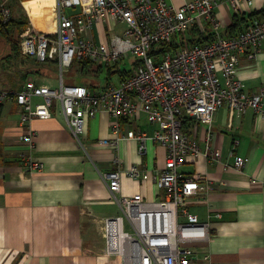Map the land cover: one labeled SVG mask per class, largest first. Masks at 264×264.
<instances>
[{
	"label": "built area",
	"instance_id": "obj_1",
	"mask_svg": "<svg viewBox=\"0 0 264 264\" xmlns=\"http://www.w3.org/2000/svg\"><path fill=\"white\" fill-rule=\"evenodd\" d=\"M229 1L238 12L245 0ZM214 7L213 0H55L52 32L30 22L18 35L21 58L37 64L53 62L59 70L56 87L28 79L17 90L0 88V110L8 101L17 106L24 129L20 139L30 150L36 137L31 122L50 119L56 107L79 143L86 121L105 112L113 120L111 137L99 140L100 145L116 150L119 142L133 141L139 155L145 153L147 141L165 149L163 167L155 174L136 165L121 170L117 158L115 169L101 174L111 200L120 208L119 215L103 220L105 255L118 256L122 264H195L189 245L208 241L212 220L221 215L212 213L201 221L190 212V198L203 191L205 178L185 176L178 169L187 157L220 160L210 145L218 109L262 112L264 90L247 94L236 72L242 56L252 60L258 52L264 20L248 19L235 35L225 36ZM11 19L9 7L1 2L0 20L5 24ZM108 20L123 26L117 34ZM97 24L102 28L100 41L94 36ZM129 59L133 63L125 69L129 75L123 81L93 88L64 83L63 71L79 61L114 71ZM141 116L154 127L151 134L123 133L122 122L134 124ZM188 121L208 128L202 152L185 131ZM246 161L235 156L232 168L241 170ZM22 166L29 173L42 169L29 158ZM123 177L151 181L163 196L147 201L140 194L120 195Z\"/></svg>",
	"mask_w": 264,
	"mask_h": 264
},
{
	"label": "crops",
	"instance_id": "obj_2",
	"mask_svg": "<svg viewBox=\"0 0 264 264\" xmlns=\"http://www.w3.org/2000/svg\"><path fill=\"white\" fill-rule=\"evenodd\" d=\"M213 1L215 19L225 36L240 31L231 27L233 17L245 20L264 13V0H245L238 12L229 0ZM107 25L115 32L120 24L108 20ZM94 31L95 40L100 41L102 28L97 24ZM236 77L247 94L264 90V40L254 59L240 58ZM99 80L94 87L100 86ZM112 121L105 112L88 119L79 143L56 107L50 119L31 122L36 137L30 150L20 139L24 129L19 125V109L11 101L2 106L0 264H108L115 257L105 255L102 226L105 218L119 215L120 208L111 200L101 174L115 169V158L121 170L136 165L155 174L163 167L165 149L147 141L145 153L139 155L133 141L119 142L116 150L100 145L99 140L111 137ZM188 122V136L202 152L208 128ZM129 130L151 134L154 127L142 117L134 124L122 122L123 133ZM210 133L211 148L220 153V160L187 157L178 169L185 176L205 178L203 191L190 198V212L201 221L212 213L221 215L212 220L208 241L189 245L193 261L264 264V102L262 112L248 108L238 114L227 107L218 109ZM235 156L247 160L241 170L232 168ZM27 158L42 169L24 170L22 163ZM135 194L147 201L163 196L151 181L123 177L120 195Z\"/></svg>",
	"mask_w": 264,
	"mask_h": 264
},
{
	"label": "rangeland",
	"instance_id": "obj_3",
	"mask_svg": "<svg viewBox=\"0 0 264 264\" xmlns=\"http://www.w3.org/2000/svg\"><path fill=\"white\" fill-rule=\"evenodd\" d=\"M36 0H0V3H5L7 8L9 7L11 11V24L15 22H21L18 25V28L15 29V39L16 34L22 32L26 29L29 23L33 22L35 28H38L40 25H44L47 31L52 32L55 24V0H39L36 2H32ZM31 2V3H29ZM48 10V11H47ZM10 24V25H11ZM122 25L117 26L116 31L114 33H118ZM14 28V27H13ZM94 33H96L94 31ZM97 41V37H96ZM10 53V45L6 43L4 40L0 39V60L6 57ZM17 62H12L10 64H6L3 66L0 65V88L1 89H9L16 90L23 84L22 80L23 75L28 74V79L36 80V82L40 85H48L50 87H56L58 78V68L56 65L53 67L50 64H46L43 67H39L34 65L29 60H24L20 56L17 59ZM17 63V64H16ZM125 62H121L119 65L120 70L122 69H130L133 63V59H129ZM74 65V64H73ZM52 71V73H51ZM101 76L99 80L100 86L104 85V80ZM26 78V80H28ZM63 79L65 84L78 83V84H96L97 82L91 78V74H82L79 70L73 66L70 69H66L63 71ZM25 80V81H26ZM113 82L116 81V76L111 78ZM185 131L189 132L191 128V122H187L184 126ZM81 139V138H80ZM186 168V167H184ZM183 169V168H182ZM183 171V170H182ZM113 201V200H112ZM113 203H115L113 201ZM121 259L115 256L108 260V264H121Z\"/></svg>",
	"mask_w": 264,
	"mask_h": 264
},
{
	"label": "trees",
	"instance_id": "obj_4",
	"mask_svg": "<svg viewBox=\"0 0 264 264\" xmlns=\"http://www.w3.org/2000/svg\"><path fill=\"white\" fill-rule=\"evenodd\" d=\"M36 1H39V0H36ZM36 1H32V2H36ZM29 3H31V2H29ZM253 17H260V16L251 15V16L247 17L245 20H243V19L242 20L244 22V21L251 19ZM260 18H262L264 20V13H262ZM242 20H238L236 17H233L231 27L232 28L238 27L239 30H241L243 27V25L241 26V24H243ZM20 23L21 22H15V23L11 24V22H10V23L4 24L0 20V39L4 40L6 43H8L10 45V53L6 57H4L0 60V65L2 64L3 66H5L6 64H10L11 61L12 62L18 61L17 59L20 56V54H19V38H18L19 33L16 34V39H15L14 33H15V29L18 28V25ZM194 36L195 35H193V37ZM198 41H200V40H198ZM30 62H32L34 65L39 66V67H43L46 64H50L51 67H53V65H56V63H53V62H47L45 64H37L33 61H30ZM73 66H75L79 70V72L84 74V75L90 73L91 78L94 79L95 81L99 80L101 78V76L104 75V77L102 78V80H104V82H105L104 84H106L108 81H110L113 76H116V81H123L129 75V72H126L125 69L110 71L108 68H102V67L94 66L91 63L86 62V61H79V62L75 63L74 65H72L70 68H72ZM27 77H28V74L23 75L22 80L26 79ZM83 85H85V84H83ZM85 86H87L89 88L94 87V85L92 83L86 84Z\"/></svg>",
	"mask_w": 264,
	"mask_h": 264
}]
</instances>
